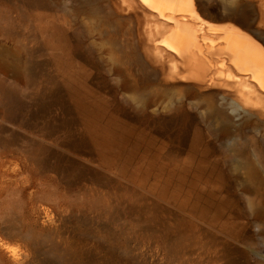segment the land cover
<instances>
[{"label":"rangeland","instance_id":"obj_1","mask_svg":"<svg viewBox=\"0 0 264 264\" xmlns=\"http://www.w3.org/2000/svg\"><path fill=\"white\" fill-rule=\"evenodd\" d=\"M257 1L0 0V264H264V90L180 46Z\"/></svg>","mask_w":264,"mask_h":264},{"label":"bare ground","instance_id":"obj_2","mask_svg":"<svg viewBox=\"0 0 264 264\" xmlns=\"http://www.w3.org/2000/svg\"><path fill=\"white\" fill-rule=\"evenodd\" d=\"M256 1L257 0H255V2ZM257 3H258V1H257ZM257 3H256V6H257L258 16H259L258 25L259 24L262 25V29H264L263 28L264 27V0H260V2L258 4ZM249 4H250V2H249ZM251 4H252V2H251ZM246 6H250V5H245L244 7L242 6V8L238 11L227 12L223 16L221 14V16H219V17L217 16L218 17L217 19H218V21H221V23L227 22V24L229 25L232 23L231 21L240 19L241 17L242 18L247 17L248 14L244 12L245 8H248ZM177 10L178 9H175L174 11H177ZM187 10L188 9H186V11ZM190 10H188V11H190ZM187 12H186V14H187ZM193 12H194V10H193ZM252 12H254V11H252ZM248 13H249V11H248ZM183 14L185 15V11ZM188 14L186 15V17H187L186 19H189ZM189 15H191V14H189ZM217 15H219V14H217ZM171 16H170V18H171ZM172 17H174V16H172ZM215 17H216V15H215ZM214 18H212V19L214 20ZM192 19L193 18H190V20H192ZM175 22H178V21H175ZM180 22L181 21L179 20V23ZM193 22H194V19L192 20L191 23H193ZM212 23L213 22H211V24ZM180 24H178V25H180ZM182 24H183V22H182ZM227 24H225V25H227ZM228 25L226 26L228 28H226V27L222 28L223 26H221L217 30H215L216 27H215V29L211 28V30H213V32H211V31L209 32L210 36L208 35L209 39H207V40H209L208 41L209 43H207L206 40L204 39L205 42L207 44H209L208 49L206 48L207 49L206 52L203 51V49L201 48V45L199 46V44L196 42V40H194L193 38H190V37L186 38L185 42H182L180 44V46L183 48L182 44L186 43L188 51L193 52V53L195 52L194 56L192 57L193 58V65H196L197 69L199 71H201L202 75L204 77H207L209 80L215 79V76H218V74L221 72L228 77L239 76L241 80H239V79H237L239 81H234L235 79L233 80L237 85L240 83H242V84L246 83V84L252 85V83H253V84H256L259 88L264 90V46H262V44H259L261 46L257 45L258 41H260L259 39L256 41L257 44L252 41L253 39L251 40V38H252L251 35H253V34L249 35L251 37V38H249L248 35H245L247 33L246 31H245L246 33L242 32L243 29H242V31H239L238 29H236L238 26L237 27L234 26V28L236 27L234 29L232 27L229 28L230 26H228ZM231 26H233V24H231ZM183 28L185 29V26ZM258 28L260 29L261 27L259 26ZM185 30L188 31L187 29H185ZM192 31L194 32V29ZM196 31H198V30H196ZM201 34H203V33H201ZM201 34L199 33L200 36H201ZM191 36H193V35H191ZM200 36H199V40H200ZM202 36H201V38H202ZM255 36H257V35L255 34ZM257 37H259V36H257ZM204 40H203V43H204ZM200 41H202V39ZM263 44H264V42H263ZM204 45H205V43H204ZM204 45H203V47H204ZM181 47H179V48L182 49ZM178 51L182 53L183 50L182 51L178 50ZM179 52H178V54H179ZM183 55H184V53H183ZM181 62H182V60H181ZM202 65H204V66H202ZM253 89L257 90L255 88V86L253 87ZM240 92L243 93L244 90H243V92L241 90H239V93ZM249 92H250V90H249ZM262 93H263V91H262ZM262 95L264 96V93Z\"/></svg>","mask_w":264,"mask_h":264}]
</instances>
